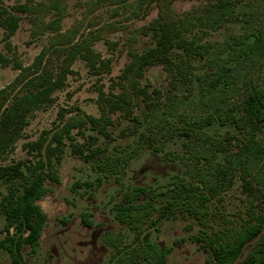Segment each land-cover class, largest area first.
Listing matches in <instances>:
<instances>
[{"label":"rangeland","instance_id":"rangeland-1","mask_svg":"<svg viewBox=\"0 0 264 264\" xmlns=\"http://www.w3.org/2000/svg\"><path fill=\"white\" fill-rule=\"evenodd\" d=\"M209 1L172 0L171 9L180 20L194 21L196 25L191 26L192 32L201 33L204 40L218 47L232 34L242 32L244 14L250 11L252 4L263 0H242L236 10L240 18L226 23L218 31L200 27L195 20L206 14ZM21 7L24 9H19ZM1 8L18 17V27L13 35L9 36L8 31L0 27V55L6 59L0 63V90L9 87V100L27 92L30 77L16 83L20 73L18 66H31L42 52L46 53L47 69L56 71L62 65L66 51L74 44L85 42L90 45L98 66L93 69L83 55L76 57L63 87L52 94L48 105L29 116V124L15 143V150L0 160V165L37 162L40 156L37 151H30L29 143L41 138L48 142L64 127L75 125L70 131L72 138L63 135L61 156L52 157L53 162L58 161L60 182L45 180L51 190L38 203L47 214V221L37 251L32 253L29 246L23 247V264H113L116 249L107 243L108 237L116 239L114 242L119 245L135 244V232L115 217L114 207L125 202L127 193L144 188L147 193L140 194L135 203L149 201L152 193L157 194L153 204L160 208L170 198V184L181 180L195 183L210 167L225 163L224 154L219 152L211 160L194 165L189 149L198 148L197 141L184 136L168 141L161 152L139 146L140 138L153 137L151 116L143 101L133 111L139 124L120 112L107 113L112 121L105 126L109 137L99 133L89 121V117L100 118L102 115L100 92L106 95L121 92L125 67L135 55L154 46L148 26L159 17V4L149 0H129L123 4L116 0H0ZM187 36H191V32ZM193 65L196 75L215 70L202 60L193 61ZM148 80L151 82L149 90L158 87L162 91L160 104L163 110L176 100L178 114L193 112L192 102L200 98L197 79H192L193 89L190 82L176 86L162 65H154L146 70L145 78L140 82L143 85ZM172 120L183 125L176 117ZM203 131L210 137L222 138L236 130L232 125L222 126L215 122ZM195 132L198 135L201 131ZM76 147L107 148L108 155L129 157L123 171L109 175L98 171L95 162L80 157ZM232 149L236 150V147L232 145ZM7 188L6 183H0L2 194ZM165 190L166 194H160ZM250 200L242 190V180L235 177L233 185L221 193L220 199L212 198L207 227L181 211L161 216L156 210L152 215L154 221H148L144 232L161 249L168 250L164 264H206L211 251L196 239L197 234L205 232L213 236L226 222L235 223L247 218L250 205L260 211L262 202L254 200L250 204ZM6 236L7 222L0 211V242ZM258 256L260 259L261 254ZM0 264H14L2 247Z\"/></svg>","mask_w":264,"mask_h":264},{"label":"trees","instance_id":"trees-1","mask_svg":"<svg viewBox=\"0 0 264 264\" xmlns=\"http://www.w3.org/2000/svg\"><path fill=\"white\" fill-rule=\"evenodd\" d=\"M116 1L123 4L129 0ZM149 1L158 3L160 8L159 17L148 26L155 41L154 46L143 54L135 55L125 67L121 76V92L110 95L100 92L102 115L100 118L89 117V121L99 133L108 136L105 126L112 121L107 113L120 112L139 124L133 111L143 101L151 116L150 131L153 137L140 138L139 146L161 152L168 141L184 136L197 141L198 148L189 149L192 152L190 161L194 165L211 160L219 152L224 154L225 163L210 167L195 183L181 180L170 184V198L160 208L153 204L157 194L150 193L147 202L135 203L140 194L147 193L144 188H135L127 193L125 202L115 205V217L135 232V244L119 245L114 242L116 239L108 237L107 243L116 249L113 264H164L168 250L161 249L144 232L148 221H154L153 212L159 210L161 216H168L181 211L207 227L212 198L220 199L221 193L231 187L234 178L238 177L242 180L243 192L251 199L250 204L254 200L262 202L260 211L250 205L247 218L235 223L226 222L224 228L213 236L205 232L196 236L211 251L206 264H233L242 255L245 244L260 233L264 222V0L252 4L250 11L244 14L242 32L232 34L218 47L204 40L201 33L192 32L191 26L196 25L194 21H183L175 16L171 9L172 0ZM209 2L206 14L195 18L200 27L218 31L226 23L240 18L236 10L242 0ZM0 27L6 29L9 36L13 35L18 27V17L1 8ZM190 32L191 36H187ZM45 55L42 52L29 67L18 66L20 73L16 83L30 77L25 94L9 100V87L0 90V160L15 150V143L29 124V116L48 105L52 94L63 87L76 57L83 55L93 69L98 68L97 59L85 42L71 46L56 71L47 69ZM195 60H202L215 70L196 75ZM5 61V57L0 55V63ZM154 65H162L175 80L176 86L187 82L191 84L193 78L198 80L200 98L192 102L193 112L178 114L176 100L163 110L160 104L162 91L158 87L149 90V80L141 84L146 70ZM190 86L193 89V84ZM200 111L204 114L198 113ZM175 117L183 125L175 124L172 120ZM215 122L222 126L232 125L236 131L222 138L210 137L203 130ZM74 126L64 127L48 142L41 138L29 143L30 151H37L40 156L37 162L19 161L0 165V183L8 185L5 194L0 191V211L7 222V236L0 242V247L8 251L14 264H23L24 246H29L32 253L40 246L47 214L38 201L51 190L45 184L46 179L60 182L56 167L58 161L53 162L52 157L61 156L63 135L72 138L70 131ZM196 130H200V134L196 135ZM90 138L95 140L94 137ZM232 145L236 150L232 149ZM76 152L86 161L95 162L98 171L109 175L123 171L129 157L108 155L107 148L101 147H76ZM166 193V190L160 192ZM241 264H264V238L253 246Z\"/></svg>","mask_w":264,"mask_h":264},{"label":"water","instance_id":"water-1","mask_svg":"<svg viewBox=\"0 0 264 264\" xmlns=\"http://www.w3.org/2000/svg\"><path fill=\"white\" fill-rule=\"evenodd\" d=\"M262 238H264V222H263L262 230L260 231V233L255 238H253L252 240L248 241L245 244L242 255L238 256L235 259L233 264H241L242 262H244L246 258L248 257L249 253L251 252L253 246L257 244Z\"/></svg>","mask_w":264,"mask_h":264}]
</instances>
